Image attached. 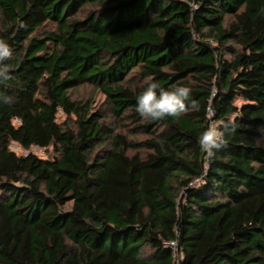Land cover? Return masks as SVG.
Masks as SVG:
<instances>
[{
	"label": "trees",
	"instance_id": "trees-1",
	"mask_svg": "<svg viewBox=\"0 0 264 264\" xmlns=\"http://www.w3.org/2000/svg\"><path fill=\"white\" fill-rule=\"evenodd\" d=\"M0 39V264H174L172 241L179 264H264V0H0ZM148 78L199 110L142 118ZM84 85L147 138L74 101Z\"/></svg>",
	"mask_w": 264,
	"mask_h": 264
},
{
	"label": "clouds",
	"instance_id": "clouds-1",
	"mask_svg": "<svg viewBox=\"0 0 264 264\" xmlns=\"http://www.w3.org/2000/svg\"><path fill=\"white\" fill-rule=\"evenodd\" d=\"M20 27H25L23 23ZM12 57V50L9 45L0 39V76L9 79L8 68L3 61ZM191 88L188 86H173L171 89L161 88L151 78L146 80V87L137 96L136 112L144 119L163 120L167 117L180 118L190 111H198L199 104L190 100ZM190 101V104H189ZM8 102V98H5ZM235 125L231 120L220 121L219 124L210 123L201 133L198 143L201 150L206 152L208 157L215 155L214 150L226 146L225 133L234 132Z\"/></svg>",
	"mask_w": 264,
	"mask_h": 264
},
{
	"label": "rangeland",
	"instance_id": "rangeland-1",
	"mask_svg": "<svg viewBox=\"0 0 264 264\" xmlns=\"http://www.w3.org/2000/svg\"><path fill=\"white\" fill-rule=\"evenodd\" d=\"M89 10H91V7H88L86 9V11ZM53 29L54 25L48 24L46 27L40 30V34L45 31H51ZM225 58L229 59V56H226ZM132 81L136 84L138 83L136 79L131 80V82ZM71 98L74 101L79 102L83 105H89L91 112L101 111L103 116V123L105 124V126L111 129L114 134L123 136L127 141L139 143L147 138L145 135L138 133L137 130H134V125L130 122L115 120L111 115L110 107L105 99V96L99 90H97V88L90 85L81 86L71 92ZM236 104H240V101L236 100ZM75 121L76 118L74 116L66 117L62 114H59L57 116V122L62 127L74 128ZM259 143H261V140H259ZM10 150L16 153L18 156H23L28 153L23 151L16 144H12L10 146ZM29 152L43 159H50L55 156V153L52 148H49L47 150H39L37 148H32ZM133 153L134 152H131L130 154ZM141 153L145 154V152L143 151H141Z\"/></svg>",
	"mask_w": 264,
	"mask_h": 264
},
{
	"label": "built area",
	"instance_id": "built-area-1",
	"mask_svg": "<svg viewBox=\"0 0 264 264\" xmlns=\"http://www.w3.org/2000/svg\"><path fill=\"white\" fill-rule=\"evenodd\" d=\"M167 245L169 246V248L171 249V252L173 254L174 264H179L182 257L179 254L177 243L172 241V242L167 243Z\"/></svg>",
	"mask_w": 264,
	"mask_h": 264
}]
</instances>
